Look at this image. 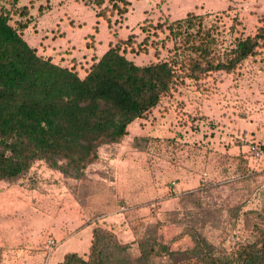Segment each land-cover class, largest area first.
<instances>
[{
  "label": "rangeland",
  "instance_id": "1",
  "mask_svg": "<svg viewBox=\"0 0 264 264\" xmlns=\"http://www.w3.org/2000/svg\"><path fill=\"white\" fill-rule=\"evenodd\" d=\"M131 3L137 40L149 36V43H155L147 53L127 50L126 57L139 66L157 62L156 50L160 58L167 55L157 44L167 34L165 26L164 32L153 29L158 23L187 14L205 16V24L217 23L224 40L253 36L264 27V0ZM233 20L238 25L230 32ZM122 22L114 14L109 28L116 32ZM260 59L249 58L231 73L178 85L132 122L120 142L106 146L116 147L106 148L104 154L118 164L116 170L105 165L102 177L94 179L95 171L90 169L80 179L64 177L38 160L24 178L0 183L30 192L24 195L28 205L16 217L23 219L27 241L9 240L11 245L0 246V264H61L71 253L87 260L95 229L112 234L128 247L131 257L138 256L142 239L185 251L194 246L193 236L199 235L212 245L214 255L254 241L260 231L264 233V66ZM10 194L17 195L13 190ZM33 234H38L39 242H28ZM49 239L55 240V247H48ZM56 252L63 253L58 260ZM164 259L157 257V264H166Z\"/></svg>",
  "mask_w": 264,
  "mask_h": 264
},
{
  "label": "trees",
  "instance_id": "2",
  "mask_svg": "<svg viewBox=\"0 0 264 264\" xmlns=\"http://www.w3.org/2000/svg\"><path fill=\"white\" fill-rule=\"evenodd\" d=\"M18 2L0 0V183L24 178L38 160L64 177L80 179L99 160L101 147L120 142L132 122L178 85L231 73L256 56L264 66V27H258L253 36L224 40L217 23L207 25L205 16L187 14L153 26L156 31H167L157 42L166 50L164 58L156 50L157 62L135 64L126 57L127 50L147 53L155 43H149V36L138 42L130 35L110 46L80 78L28 46L22 31L29 22V9ZM85 3L108 27L114 14L123 21L130 5L128 0ZM233 22L230 32L238 25ZM153 36L158 35L154 32ZM91 240L87 260L71 253L61 264H157V257L165 258L166 264L191 260L196 264H264L262 231L254 241L218 255L199 235L193 236L194 246L185 251H171L156 240L142 239L137 257H131L128 247L105 230H93Z\"/></svg>",
  "mask_w": 264,
  "mask_h": 264
},
{
  "label": "crops",
  "instance_id": "3",
  "mask_svg": "<svg viewBox=\"0 0 264 264\" xmlns=\"http://www.w3.org/2000/svg\"><path fill=\"white\" fill-rule=\"evenodd\" d=\"M128 2L130 8L122 24L114 32L104 19L96 16L92 6L81 0H19L18 6L29 9V22L22 31V37L38 56L54 65L73 70L80 78H84L91 65L96 63L110 46L126 40L130 35H134L137 40V23L132 21L134 5L131 0ZM106 148L116 149L105 147L100 152L98 162L86 169V172L89 169L95 171L94 179L102 177L105 165L109 164L110 168L117 169L118 161L107 159L104 154ZM8 185H0V246L11 245L10 241H27V229L25 224H22L23 219L17 220L16 217H21L24 207L28 205L24 195L30 192L20 186L14 190ZM11 190L17 195L11 197ZM91 231L92 229L86 234L88 243ZM30 241L39 242L38 234L29 237L28 242ZM62 254L56 252L55 259H60Z\"/></svg>",
  "mask_w": 264,
  "mask_h": 264
},
{
  "label": "built area",
  "instance_id": "4",
  "mask_svg": "<svg viewBox=\"0 0 264 264\" xmlns=\"http://www.w3.org/2000/svg\"><path fill=\"white\" fill-rule=\"evenodd\" d=\"M47 244H48V247L53 248V247H55L56 242H55V240H53V239H49V240L47 241Z\"/></svg>",
  "mask_w": 264,
  "mask_h": 264
}]
</instances>
